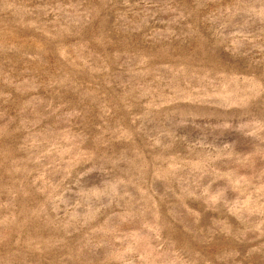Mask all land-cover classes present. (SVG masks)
<instances>
[{"label":"rangeland","instance_id":"374dc122","mask_svg":"<svg viewBox=\"0 0 264 264\" xmlns=\"http://www.w3.org/2000/svg\"><path fill=\"white\" fill-rule=\"evenodd\" d=\"M0 264H264V0H0Z\"/></svg>","mask_w":264,"mask_h":264}]
</instances>
